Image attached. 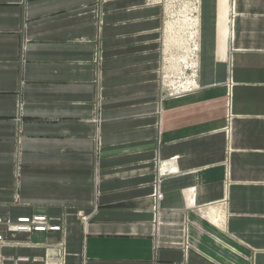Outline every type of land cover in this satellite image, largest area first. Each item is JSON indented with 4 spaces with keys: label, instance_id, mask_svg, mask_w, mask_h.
<instances>
[{
    "label": "crops",
    "instance_id": "obj_1",
    "mask_svg": "<svg viewBox=\"0 0 264 264\" xmlns=\"http://www.w3.org/2000/svg\"><path fill=\"white\" fill-rule=\"evenodd\" d=\"M161 28L0 0V264H264V0H199L191 81Z\"/></svg>",
    "mask_w": 264,
    "mask_h": 264
},
{
    "label": "rangeland",
    "instance_id": "obj_2",
    "mask_svg": "<svg viewBox=\"0 0 264 264\" xmlns=\"http://www.w3.org/2000/svg\"><path fill=\"white\" fill-rule=\"evenodd\" d=\"M147 5L162 9L161 59L164 76L168 74L180 83L186 82V78L195 77L199 0H147ZM187 49L190 50L188 58Z\"/></svg>",
    "mask_w": 264,
    "mask_h": 264
},
{
    "label": "bare ground",
    "instance_id": "obj_3",
    "mask_svg": "<svg viewBox=\"0 0 264 264\" xmlns=\"http://www.w3.org/2000/svg\"><path fill=\"white\" fill-rule=\"evenodd\" d=\"M193 24H194V23H193ZM194 26H195V25H194ZM196 28H197V27H196ZM190 34H191V33H190ZM189 52H190V50H189V49H187V55H186V56H187V58L190 56V55L188 56V53H189ZM183 60H185V59H183ZM186 60H187V59H186ZM192 84H194V83H192ZM180 86H181V85H180ZM180 86H179V88H181Z\"/></svg>",
    "mask_w": 264,
    "mask_h": 264
}]
</instances>
